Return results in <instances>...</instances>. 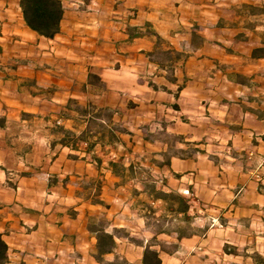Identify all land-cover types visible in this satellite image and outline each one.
Segmentation results:
<instances>
[{"label": "crops", "instance_id": "crops-1", "mask_svg": "<svg viewBox=\"0 0 264 264\" xmlns=\"http://www.w3.org/2000/svg\"><path fill=\"white\" fill-rule=\"evenodd\" d=\"M62 2L61 31L47 38L26 25L20 0H0L6 264H104L91 254V220L141 241L117 237L108 261L118 255L142 264L150 245L162 264H264V180L257 179L264 160V0ZM154 51L172 59L163 66L149 56ZM91 73L105 86L89 83ZM89 103L115 110L113 123L126 131L90 150L63 143L62 130L76 138L86 129L76 106ZM162 131L202 151L159 167L152 159L168 148L156 139ZM133 163L163 177L165 191L185 195L188 215L153 199L145 174L129 171ZM145 203L162 205L163 230H155ZM183 227L188 234L180 236Z\"/></svg>", "mask_w": 264, "mask_h": 264}, {"label": "trees", "instance_id": "trees-1", "mask_svg": "<svg viewBox=\"0 0 264 264\" xmlns=\"http://www.w3.org/2000/svg\"><path fill=\"white\" fill-rule=\"evenodd\" d=\"M246 5L249 8L252 6L249 4ZM20 6L26 25L40 36L53 38L61 31V22L64 18L65 12L62 0H20ZM258 50L260 51V49H255V51H253L255 55L258 54ZM176 55L177 57H180V53ZM149 56L156 61H160L159 63L163 66L166 64L165 61L168 62L172 59V55L169 51L149 52ZM171 65L172 64L168 63L166 66L170 68ZM171 79L175 80L176 78L171 77ZM89 83L101 88L105 86V84L101 82L100 77L93 73L89 75ZM76 110L78 111L80 118L87 123L86 129L76 138L72 135V131L66 129L62 130L65 134V137L62 139L63 143L77 147L78 142H83L86 143V149L90 150L95 143H103L105 139L113 142L118 138V132L121 133L126 131V129L122 126L113 123L115 110L109 107H98L93 103H89L87 106L77 105ZM98 133H100V136H98ZM97 136L98 138H94ZM156 137V139L162 144L168 145L167 150L160 153V159H152L153 163L159 167L170 165V160L173 156L181 158L194 157L202 151V149L197 146V143H190L186 141L185 137L180 134H170L166 131H162L157 134ZM149 139L152 140L153 138L149 137ZM177 143H185L189 146L187 148H179L176 146ZM96 159L97 163L102 161L98 156H96ZM122 166L121 162L115 161V173L117 175L122 174ZM129 171L134 175L137 172L145 174V178L143 179L145 190L153 197V199L166 202L167 211H175L176 213H184L185 215H188V211L191 206L185 195L174 191L167 192L163 188H158L154 175L149 169L142 165L135 163L130 164ZM143 205V209L146 211L145 215L151 221L149 215L156 214L155 207H153L150 203H145ZM166 220L167 217L163 214L158 216V218H155V230H163ZM89 230H91L96 237V244L94 245L91 254L97 261L104 264H129L127 259L120 258L118 255H116L114 261H108L105 258L106 254L113 252L115 249L117 245V237H127L134 243L141 242L138 237L132 236L126 232L124 228H115V233L106 231L103 220H91ZM186 234H188V232L185 227L179 229L180 236H184ZM162 249L164 248L162 247ZM231 253H237V251L232 250ZM8 259L9 246L0 232V264H6ZM141 262L142 264H162L159 251L151 248L150 245H147L144 248Z\"/></svg>", "mask_w": 264, "mask_h": 264}, {"label": "rangeland", "instance_id": "rangeland-1", "mask_svg": "<svg viewBox=\"0 0 264 264\" xmlns=\"http://www.w3.org/2000/svg\"><path fill=\"white\" fill-rule=\"evenodd\" d=\"M163 178V177H162ZM164 179V178H163ZM158 188H162L161 187V184H157ZM161 204V203H160ZM153 205V204H152ZM155 205H153L154 207ZM162 208V205H157V207H155V210H156V214H152V215H149L150 218H151V222H154L155 223V218H158V216L162 215L161 212H160V209ZM146 212V211H145ZM157 212H160L159 215L157 214ZM241 253H245L244 251H241ZM250 255V254H249ZM252 255V253H251ZM239 260V261H238ZM233 264H249V261H246V260H242L241 258H237V261H233Z\"/></svg>", "mask_w": 264, "mask_h": 264}, {"label": "built area", "instance_id": "built-area-1", "mask_svg": "<svg viewBox=\"0 0 264 264\" xmlns=\"http://www.w3.org/2000/svg\"><path fill=\"white\" fill-rule=\"evenodd\" d=\"M261 165L263 166V171L261 173L257 174V179L259 181H263L264 180V160L262 161ZM154 178L156 180V183H158V184H161V183L164 182V179L161 176L160 177L154 176Z\"/></svg>", "mask_w": 264, "mask_h": 264}]
</instances>
